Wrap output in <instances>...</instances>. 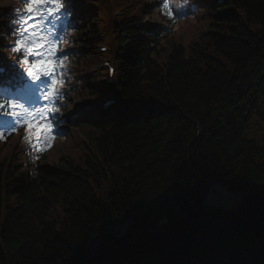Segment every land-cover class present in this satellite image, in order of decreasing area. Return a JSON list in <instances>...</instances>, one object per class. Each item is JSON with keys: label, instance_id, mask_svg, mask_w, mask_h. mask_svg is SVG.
Returning <instances> with one entry per match:
<instances>
[{"label": "trees", "instance_id": "16d2710c", "mask_svg": "<svg viewBox=\"0 0 264 264\" xmlns=\"http://www.w3.org/2000/svg\"><path fill=\"white\" fill-rule=\"evenodd\" d=\"M70 1V60L113 58L125 106L89 114L97 133L76 156L28 168L23 143L0 141V264H264V224L205 205L216 184L264 189V135H249L264 106V0H198L188 42L142 23L158 0L137 13L131 0ZM11 6L0 0V29ZM14 55L0 33V57Z\"/></svg>", "mask_w": 264, "mask_h": 264}, {"label": "rangeland", "instance_id": "374dc122", "mask_svg": "<svg viewBox=\"0 0 264 264\" xmlns=\"http://www.w3.org/2000/svg\"><path fill=\"white\" fill-rule=\"evenodd\" d=\"M154 16L146 17V20L152 21ZM200 23L185 24L176 36L177 41L188 42L192 37L196 36V31L199 29ZM100 60L97 56H91L88 61L83 65L74 69L76 79L84 78L83 84L79 80H74L73 87L70 89V94L63 103V121L59 126V131L64 135L62 140H58L55 148L47 155V161L51 162L61 156H76L79 153L80 142L85 141L86 137L97 133L95 128L88 124L77 127L72 124L75 117L86 119L91 113L90 108H84L83 106L87 103H91L94 106L100 102L98 96L99 90L102 89L97 86V83L101 81L102 72L99 67ZM79 83V86H76ZM83 86V87H82ZM88 86V87H87ZM99 87V88H97ZM90 88V89H89ZM249 135L257 139L262 138L264 135V106L261 107L260 111L253 117L250 125ZM15 140V139H14ZM2 154H4L2 152ZM242 194L235 191L229 190L220 184L214 185L208 192L205 198L206 208H220L223 210H231L236 208Z\"/></svg>", "mask_w": 264, "mask_h": 264}, {"label": "water", "instance_id": "95a60500", "mask_svg": "<svg viewBox=\"0 0 264 264\" xmlns=\"http://www.w3.org/2000/svg\"><path fill=\"white\" fill-rule=\"evenodd\" d=\"M206 210H217L206 208ZM227 215H242L252 223L264 224V189L251 190L243 194L239 205L231 210L218 209Z\"/></svg>", "mask_w": 264, "mask_h": 264}]
</instances>
